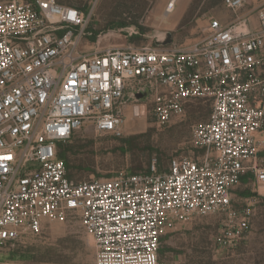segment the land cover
Wrapping results in <instances>:
<instances>
[{"label": "built area", "instance_id": "obj_1", "mask_svg": "<svg viewBox=\"0 0 264 264\" xmlns=\"http://www.w3.org/2000/svg\"><path fill=\"white\" fill-rule=\"evenodd\" d=\"M247 3L225 0L236 18H210L206 37L189 47L89 53L96 2L0 0V253L70 217L95 239L96 264H165L162 238L193 216L225 217L220 249L246 237L252 209L236 208L234 191L252 174L264 194V10L239 15ZM146 89L142 102L134 94ZM200 99L212 113L193 130L199 154L171 159L165 172L153 161L146 173L69 177L60 154L86 123L119 138L129 109L149 107L165 127Z\"/></svg>", "mask_w": 264, "mask_h": 264}, {"label": "rangeland", "instance_id": "obj_2", "mask_svg": "<svg viewBox=\"0 0 264 264\" xmlns=\"http://www.w3.org/2000/svg\"><path fill=\"white\" fill-rule=\"evenodd\" d=\"M60 4L83 8L96 2L88 28V52L109 48H142L169 43L168 48H185L203 40L210 18L224 24L236 14L224 6L225 0H177L175 12H167L171 0H57ZM264 10V0H248L239 15ZM102 37L99 39V37ZM100 40V42H99ZM143 105V104H140ZM142 108L139 116L129 109L123 136L101 134L86 123L65 145L68 175L76 182L109 179L121 173H146L153 161L160 172L168 170L171 159L199 154L192 146L193 130L209 121L211 102H190L185 114L165 127ZM263 193V192H261ZM257 201H251L252 197ZM238 209L251 208V228L246 237L227 249H220L216 236L224 225L220 215L193 216L182 230L162 238L160 260L165 264H264V194L256 192L254 176H244L234 191ZM97 247L80 219L46 223L41 237L28 239L25 247L5 249L0 258L9 264H96Z\"/></svg>", "mask_w": 264, "mask_h": 264}, {"label": "water", "instance_id": "obj_3", "mask_svg": "<svg viewBox=\"0 0 264 264\" xmlns=\"http://www.w3.org/2000/svg\"><path fill=\"white\" fill-rule=\"evenodd\" d=\"M167 44H169V43H158V44H156L157 46H166ZM135 95V97L138 99V100H140V101H142V102H145L147 99H148V97H149V95H150V91L148 90V89H146L144 92H141V93H135L134 94ZM134 111H135V115L136 116H139V107L138 106H136L135 108H134Z\"/></svg>", "mask_w": 264, "mask_h": 264}, {"label": "crops", "instance_id": "obj_4", "mask_svg": "<svg viewBox=\"0 0 264 264\" xmlns=\"http://www.w3.org/2000/svg\"><path fill=\"white\" fill-rule=\"evenodd\" d=\"M257 140H258V142H260V147H261L260 148L261 151L259 153V159L262 160V159H264V131H263V133L258 135ZM242 181H243V179H242ZM182 227H183V225H179L173 233L182 230ZM173 233H171L170 235H172Z\"/></svg>", "mask_w": 264, "mask_h": 264}, {"label": "trees", "instance_id": "obj_5", "mask_svg": "<svg viewBox=\"0 0 264 264\" xmlns=\"http://www.w3.org/2000/svg\"><path fill=\"white\" fill-rule=\"evenodd\" d=\"M74 138H75V136H74ZM73 138V139H74ZM72 139V140H73ZM71 140V141H72ZM68 152H69V146L67 147H64L63 148V151L61 152V154H60V158H63V159H65V161H66V163H67V167H68V160H67V154H68ZM147 172H150V167H149V169H148V171ZM165 172V171H164Z\"/></svg>", "mask_w": 264, "mask_h": 264}, {"label": "bare ground", "instance_id": "obj_6", "mask_svg": "<svg viewBox=\"0 0 264 264\" xmlns=\"http://www.w3.org/2000/svg\"><path fill=\"white\" fill-rule=\"evenodd\" d=\"M177 0H171L170 4L167 7V12L173 13L175 12V5Z\"/></svg>", "mask_w": 264, "mask_h": 264}]
</instances>
